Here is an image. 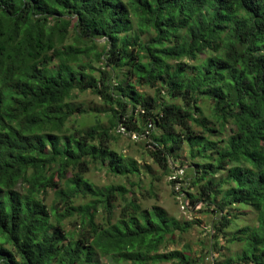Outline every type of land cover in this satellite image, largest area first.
Segmentation results:
<instances>
[{
  "label": "trees",
  "instance_id": "1",
  "mask_svg": "<svg viewBox=\"0 0 264 264\" xmlns=\"http://www.w3.org/2000/svg\"><path fill=\"white\" fill-rule=\"evenodd\" d=\"M86 91L107 125L72 121ZM120 127L166 178L190 172L207 247L143 206ZM0 264H264V0H0Z\"/></svg>",
  "mask_w": 264,
  "mask_h": 264
},
{
  "label": "rangeland",
  "instance_id": "2",
  "mask_svg": "<svg viewBox=\"0 0 264 264\" xmlns=\"http://www.w3.org/2000/svg\"><path fill=\"white\" fill-rule=\"evenodd\" d=\"M94 66L98 67V64ZM95 75H97L95 73ZM152 93V91H147ZM72 107H81L85 110L90 111L88 116L76 115L72 121H75L76 125L82 128H86L90 125L96 124V119L101 118V122L104 125L108 124L105 114H99L102 112L103 105L101 100L94 95L91 91H86L84 93H74L72 98L69 100ZM113 148L122 153L126 157L134 158L137 160L140 168L149 167V170L143 172L141 177V191L138 193L141 203L144 207H151L153 205H159L164 208L169 215L176 217L179 220H195L198 225L194 229L190 230L184 236V243L189 245L193 250L199 249V243L202 241L207 247L209 243L210 236L208 234L209 225L215 219L214 214H204V213H186L182 210L181 205L178 200L174 197L171 184L168 181V177L164 176L161 170L155 165L149 157L146 155L147 140L140 139L137 140L134 137H129V135H121L117 138ZM148 148H150L148 146ZM179 162H186L185 152L179 153ZM180 165L177 164L176 167ZM142 169V170H143ZM190 172L187 171V177H189ZM86 179L98 187H103L109 184H119L120 179L113 177L112 175L105 172V170H100L99 168H92L89 173L86 174ZM140 195H144L143 198ZM53 199L52 193H49L46 203L49 205ZM254 221V215L248 213L244 221H239L238 226H245L247 224H252ZM69 225V224H68ZM71 226V225H70ZM225 254L227 256L237 255L242 251V245L239 243L226 244ZM208 256V255H207ZM212 263L209 259H206V263Z\"/></svg>",
  "mask_w": 264,
  "mask_h": 264
},
{
  "label": "built area",
  "instance_id": "3",
  "mask_svg": "<svg viewBox=\"0 0 264 264\" xmlns=\"http://www.w3.org/2000/svg\"><path fill=\"white\" fill-rule=\"evenodd\" d=\"M151 125H149V129ZM119 132L126 134L124 127L119 128ZM149 131H147L148 133ZM135 139L139 140V137L132 135ZM151 148V146H149ZM168 181L171 184L172 192L174 193L175 198L178 200L181 208L184 212L191 214L194 210H199L201 205L197 204L195 207H192L188 201L186 191L189 186L188 178L186 177V167H177L173 168L172 173L168 176Z\"/></svg>",
  "mask_w": 264,
  "mask_h": 264
}]
</instances>
